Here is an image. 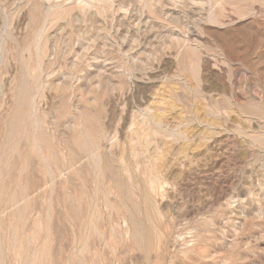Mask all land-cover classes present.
Here are the masks:
<instances>
[{"label": "rangeland", "instance_id": "374dc122", "mask_svg": "<svg viewBox=\"0 0 264 264\" xmlns=\"http://www.w3.org/2000/svg\"><path fill=\"white\" fill-rule=\"evenodd\" d=\"M0 264H264V0H0Z\"/></svg>", "mask_w": 264, "mask_h": 264}]
</instances>
